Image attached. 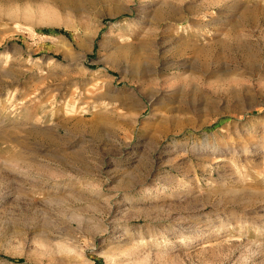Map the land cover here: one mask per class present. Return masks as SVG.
I'll use <instances>...</instances> for the list:
<instances>
[{
  "label": "rangeland",
  "instance_id": "rangeland-1",
  "mask_svg": "<svg viewBox=\"0 0 264 264\" xmlns=\"http://www.w3.org/2000/svg\"><path fill=\"white\" fill-rule=\"evenodd\" d=\"M0 264H264V0H0Z\"/></svg>",
  "mask_w": 264,
  "mask_h": 264
}]
</instances>
